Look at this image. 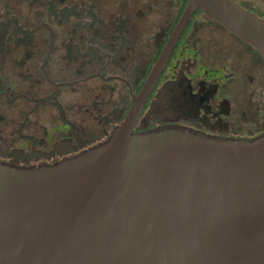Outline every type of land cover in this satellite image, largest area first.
<instances>
[{
  "label": "flooded vegetation",
  "instance_id": "flooded-vegetation-1",
  "mask_svg": "<svg viewBox=\"0 0 264 264\" xmlns=\"http://www.w3.org/2000/svg\"><path fill=\"white\" fill-rule=\"evenodd\" d=\"M264 19V0H235ZM186 0H0V161L54 164L133 132L264 135V56ZM153 82L149 76L157 71Z\"/></svg>",
  "mask_w": 264,
  "mask_h": 264
},
{
  "label": "water",
  "instance_id": "water-1",
  "mask_svg": "<svg viewBox=\"0 0 264 264\" xmlns=\"http://www.w3.org/2000/svg\"><path fill=\"white\" fill-rule=\"evenodd\" d=\"M264 56V19L235 0H186ZM157 71H153V82ZM54 164L0 161V264H264V135L133 132Z\"/></svg>",
  "mask_w": 264,
  "mask_h": 264
}]
</instances>
